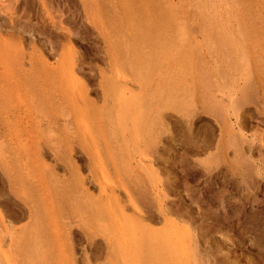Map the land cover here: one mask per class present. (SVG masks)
I'll return each instance as SVG.
<instances>
[{
  "label": "rangeland",
  "instance_id": "obj_1",
  "mask_svg": "<svg viewBox=\"0 0 264 264\" xmlns=\"http://www.w3.org/2000/svg\"><path fill=\"white\" fill-rule=\"evenodd\" d=\"M0 264H264V0H0Z\"/></svg>",
  "mask_w": 264,
  "mask_h": 264
},
{
  "label": "bare ground",
  "instance_id": "obj_2",
  "mask_svg": "<svg viewBox=\"0 0 264 264\" xmlns=\"http://www.w3.org/2000/svg\"><path fill=\"white\" fill-rule=\"evenodd\" d=\"M238 101V100H237ZM237 103V102H236ZM238 105V104H237ZM236 105V106H237ZM242 107V106H241ZM238 108V107H237ZM242 111V110H241ZM242 119V118H241ZM236 137V136H235ZM131 203V202H130ZM136 203V202H135ZM2 211V210H1ZM137 213V212H136ZM2 214V213H1ZM4 218V217H3ZM12 230V229H11ZM4 237V236H3ZM6 237V236H5ZM103 251V250H102ZM101 252V251H100ZM100 255V254H99Z\"/></svg>",
  "mask_w": 264,
  "mask_h": 264
}]
</instances>
